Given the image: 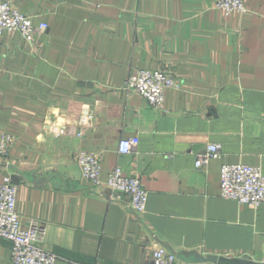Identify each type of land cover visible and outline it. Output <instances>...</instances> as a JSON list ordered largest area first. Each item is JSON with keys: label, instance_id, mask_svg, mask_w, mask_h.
I'll return each mask as SVG.
<instances>
[{"label": "crops", "instance_id": "0c3cea01", "mask_svg": "<svg viewBox=\"0 0 264 264\" xmlns=\"http://www.w3.org/2000/svg\"><path fill=\"white\" fill-rule=\"evenodd\" d=\"M9 1L48 27L30 41L0 33V134L14 137L0 182L17 185L21 224L44 226L55 264H152L156 247L264 261V205L223 198L219 180L223 162L264 174V0L229 14L212 0ZM136 69L180 83L162 110L123 88ZM209 143L221 155L196 168ZM81 150L99 154L103 182L115 167L138 177L145 212L88 183ZM10 258L0 237V264Z\"/></svg>", "mask_w": 264, "mask_h": 264}, {"label": "built area", "instance_id": "2783aa9c", "mask_svg": "<svg viewBox=\"0 0 264 264\" xmlns=\"http://www.w3.org/2000/svg\"><path fill=\"white\" fill-rule=\"evenodd\" d=\"M213 5L229 14L233 11L245 12L244 0H212ZM47 24L33 23V18L14 8L9 0H0V33L17 32L25 40H33L35 34L42 33ZM180 83L171 72L165 70L136 69L131 72L123 86L141 96L148 104L158 110L163 109L164 92L178 88ZM73 133L72 130H66ZM81 135V133H77ZM14 143V137L7 133L0 134V156H8ZM138 145L137 137L122 139L118 151L126 154ZM221 155V145L209 143L203 152L197 153L195 167L205 166L209 160ZM76 161L82 177L91 185L104 186L110 191V198L122 201L126 199L131 210L137 214L145 212L147 191L136 176H125L119 167L101 180V160L98 153L81 150ZM220 196L236 200L239 204L251 206L264 205V174L259 167L244 163L223 162L219 168ZM17 185L6 177L0 182V237L11 242V264H55L56 256L44 249L41 244L45 228L38 221L31 220L23 226L16 212ZM152 264H199L187 262L162 247L152 252Z\"/></svg>", "mask_w": 264, "mask_h": 264}, {"label": "water", "instance_id": "95a60500", "mask_svg": "<svg viewBox=\"0 0 264 264\" xmlns=\"http://www.w3.org/2000/svg\"><path fill=\"white\" fill-rule=\"evenodd\" d=\"M207 261L213 264H264V261L256 262L249 258H230L225 256H208Z\"/></svg>", "mask_w": 264, "mask_h": 264}]
</instances>
